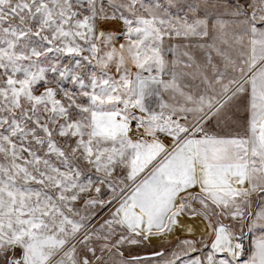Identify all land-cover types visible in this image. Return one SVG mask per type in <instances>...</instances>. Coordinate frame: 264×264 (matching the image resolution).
Returning <instances> with one entry per match:
<instances>
[{
    "label": "rangeland",
    "instance_id": "rangeland-1",
    "mask_svg": "<svg viewBox=\"0 0 264 264\" xmlns=\"http://www.w3.org/2000/svg\"><path fill=\"white\" fill-rule=\"evenodd\" d=\"M263 67L264 0H0V264H139L142 111L181 137Z\"/></svg>",
    "mask_w": 264,
    "mask_h": 264
},
{
    "label": "crops",
    "instance_id": "crops-1",
    "mask_svg": "<svg viewBox=\"0 0 264 264\" xmlns=\"http://www.w3.org/2000/svg\"><path fill=\"white\" fill-rule=\"evenodd\" d=\"M199 104L181 137L152 123L163 110L147 107L143 132L160 136L131 134L139 175L115 212L143 242L132 257L159 252L132 260L264 264V67L250 89L209 90Z\"/></svg>",
    "mask_w": 264,
    "mask_h": 264
},
{
    "label": "built area",
    "instance_id": "built-area-1",
    "mask_svg": "<svg viewBox=\"0 0 264 264\" xmlns=\"http://www.w3.org/2000/svg\"><path fill=\"white\" fill-rule=\"evenodd\" d=\"M134 136H136L138 139L140 140H152L153 136L152 135H148L146 132H143V130H141V128L139 127H134Z\"/></svg>",
    "mask_w": 264,
    "mask_h": 264
},
{
    "label": "water",
    "instance_id": "water-1",
    "mask_svg": "<svg viewBox=\"0 0 264 264\" xmlns=\"http://www.w3.org/2000/svg\"><path fill=\"white\" fill-rule=\"evenodd\" d=\"M158 254H159V252H155V253L144 254V255L135 256V257H131V258L132 259L147 258V257H151V256H156Z\"/></svg>",
    "mask_w": 264,
    "mask_h": 264
}]
</instances>
